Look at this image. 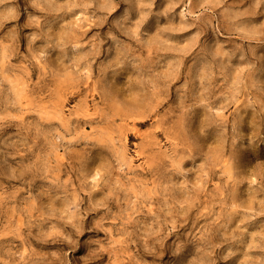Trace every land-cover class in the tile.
<instances>
[{
    "label": "rangeland",
    "instance_id": "374dc122",
    "mask_svg": "<svg viewBox=\"0 0 264 264\" xmlns=\"http://www.w3.org/2000/svg\"><path fill=\"white\" fill-rule=\"evenodd\" d=\"M0 264H264V0H0Z\"/></svg>",
    "mask_w": 264,
    "mask_h": 264
},
{
    "label": "bare ground",
    "instance_id": "6f19581e",
    "mask_svg": "<svg viewBox=\"0 0 264 264\" xmlns=\"http://www.w3.org/2000/svg\"><path fill=\"white\" fill-rule=\"evenodd\" d=\"M141 124H143V123H141Z\"/></svg>",
    "mask_w": 264,
    "mask_h": 264
}]
</instances>
